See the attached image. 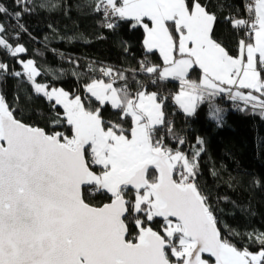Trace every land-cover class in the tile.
<instances>
[{"label": "snow or ice", "instance_id": "snow-or-ice-1", "mask_svg": "<svg viewBox=\"0 0 264 264\" xmlns=\"http://www.w3.org/2000/svg\"><path fill=\"white\" fill-rule=\"evenodd\" d=\"M246 8L250 18L234 19L233 26H248L254 42L241 39L234 57L212 39L216 16L200 0H100L96 5L106 18L143 24L144 45L159 49L163 67L142 62L141 70L158 73L160 82L177 81L173 98L189 115L221 93L264 109V0H251ZM0 46L13 56L25 51L3 38ZM21 63L35 92L54 101V112L57 106L63 109L52 118L53 129L66 125L67 131L23 123L0 95V264H264V232L246 234L259 244L256 252L237 247L222 233L196 183L199 151L190 159L157 138L158 127L165 124L157 92L133 94L126 83L114 86L126 79L123 73L111 82L93 79L85 91L100 107L92 109L79 95L35 83L34 62ZM195 66L201 70L198 81L189 79ZM0 70L7 65L0 63ZM100 71L113 73L111 68ZM107 105L121 113V120L130 118V128L106 122L101 109ZM219 113L210 108L217 121ZM129 187L133 199L126 198ZM85 189L106 192L110 200L91 204ZM157 218L159 230L151 226Z\"/></svg>", "mask_w": 264, "mask_h": 264}, {"label": "trees", "instance_id": "trees-1", "mask_svg": "<svg viewBox=\"0 0 264 264\" xmlns=\"http://www.w3.org/2000/svg\"><path fill=\"white\" fill-rule=\"evenodd\" d=\"M99 2L0 0V7L6 9L0 13V26L4 29L0 38L11 46L21 43L25 48L23 53L13 56L0 46V63L7 65L6 71L0 70V95L23 123L49 132L67 131L66 125L53 129L52 118L63 110L57 106L54 112V101L49 102L35 92L33 83L21 70V61L25 58L34 60L40 71L36 78L39 83L47 87L61 86L70 95L81 96L85 106L92 109L100 105L86 93L83 85L96 78L110 81L100 75L101 65L112 66L117 73H123L126 79L116 80L114 86L121 87L126 83L133 94L146 90L174 95L178 82H160L158 73L149 75L141 70L142 62L148 66L163 65L157 53L145 49L142 27L132 20L120 18L112 28L107 27L108 24L103 22V11L96 10ZM200 2L216 16L212 39L230 55L238 54L243 32L239 26H233V20L244 18L242 0ZM17 12L21 15L17 16ZM252 32L250 29L247 41L251 40ZM89 63H92L91 68ZM15 72L21 75H13ZM191 73L197 75L198 69L194 68ZM154 80H157L155 84ZM172 100L163 98L165 124L158 127L157 138L163 137L166 146L174 151L179 148L190 159L199 151L195 159L198 165L196 183L208 198L222 233L237 247L247 246L250 251H258L259 244L250 242L246 234L264 232V112L259 107L230 111L217 102H201L192 116H186ZM210 108L220 109L219 121L210 115ZM101 111L106 122L114 121L130 128L131 119L121 120V113L110 105ZM179 138H183V144L179 143ZM95 171L99 172L98 167ZM155 174V171L150 172V176ZM84 195L87 202L97 206L110 200V194L106 192L90 193L85 189ZM126 198L133 199L130 190ZM161 223L157 218L151 226L159 230ZM230 231L237 235H231ZM132 232L134 235V228Z\"/></svg>", "mask_w": 264, "mask_h": 264}, {"label": "built area", "instance_id": "built-area-1", "mask_svg": "<svg viewBox=\"0 0 264 264\" xmlns=\"http://www.w3.org/2000/svg\"><path fill=\"white\" fill-rule=\"evenodd\" d=\"M251 2V0H242V5L244 7V18L245 20H248L250 18V16L252 15L251 13H249L247 11V8H246V5L249 4ZM118 20V17H112V16H109V17H105L103 16V22L109 24H115V21ZM239 28L242 30L243 32V39H245L246 41L248 40L247 38L250 36V28L248 26H245V25H241L239 26ZM91 65L92 63H89L88 64V67L91 68ZM101 68H111L113 70V73L111 76H105L103 75V73L100 71V75L101 76H104L106 78H108L110 81H112L114 78H115V75H116V71L115 69L112 67V66H109V65H101ZM100 68V69H101ZM159 96L163 99V98H171L173 99L174 95L171 93H158ZM203 102H206V103H214V102H217L221 107H225L227 106L228 109L230 111H236V110H245L247 108H250L251 110H254L256 108H254L250 103L249 104H245L243 101L239 100V99H236V100H233L229 97V95L227 93H222L220 95H217L216 97H212L211 99H206L204 100ZM262 111L264 112V109H262ZM90 193L91 190H90Z\"/></svg>", "mask_w": 264, "mask_h": 264}, {"label": "crops", "instance_id": "crops-1", "mask_svg": "<svg viewBox=\"0 0 264 264\" xmlns=\"http://www.w3.org/2000/svg\"><path fill=\"white\" fill-rule=\"evenodd\" d=\"M126 19H129V20H132L131 18H126ZM133 22H135L134 20H132ZM143 23H148L149 25H151V22L147 19V18H144V20H143ZM214 23V22H213ZM135 24H136V22H135ZM141 27H142V30H143V33H144V37H143V43H144V39H145V31H144V28H143V24H139ZM210 35H211V33H210ZM251 40L249 41V42H254V32H252V35H251V38H250ZM245 40V39H244ZM144 47H145V49H146V46L144 45ZM147 50V49H146ZM147 51H149V50H147ZM151 51H154L155 53H157L158 54V56L160 57V59H161V62H162V64H163V59H162V57H161V55H160V52H159V49H152ZM238 54H236V55H234V57L235 56H237ZM161 67H163V65L161 66ZM194 68H197L198 69V74L196 75V73H191L190 74V76H189V79H192V80H199V78H200V75H201V70L198 68V66H195ZM97 80H101V79H98V78H96ZM93 79H90V80H88L87 82H86V84H88V83H90L91 81H92ZM169 81H171V80H169ZM173 81H175V80H173ZM107 82H110V81H107ZM177 82V81H176ZM178 84V88H177V90L174 92V95L179 91V83H177ZM236 89H233V91H235ZM240 91H248V90H244V89H240ZM222 94V93H221ZM173 103H174V105L175 106H177V109L182 113V114H184V115H186V116H192L193 114H191V115H189V114H186L184 111H183V109H181L180 107H179V105L175 102V100H174V98H173ZM98 169H99V171H100V168L98 167Z\"/></svg>", "mask_w": 264, "mask_h": 264}, {"label": "rangeland", "instance_id": "rangeland-1", "mask_svg": "<svg viewBox=\"0 0 264 264\" xmlns=\"http://www.w3.org/2000/svg\"><path fill=\"white\" fill-rule=\"evenodd\" d=\"M17 45H19V46H22L23 47V45L20 43V44H17ZM17 45H13L12 47L13 48H15ZM24 48V47H23ZM25 49V48H24ZM21 53H23V52H21ZM16 55H20V53H17ZM28 60H32L33 62H34V60L33 59H29V58H25V59H23L22 61H28ZM22 64V63H21ZM34 66L36 67V65H35V63H34ZM37 68V67H36ZM21 70L24 72V68H23V64H22V68H21ZM38 70V75L40 74V71H39V69H37ZM37 75V76H38ZM37 76L35 77V83H38V84H41V83H39L37 80H36V78H37ZM31 83H32V81H31ZM42 85H45V84H42ZM85 85H87L86 83L83 85V89H85ZM46 86V85H45ZM47 87V86H46ZM49 90H51V88H62L61 86H58V85H54V86H51V87H47ZM63 89V88H62ZM64 90L66 91V92H68L65 88H64ZM40 94H42V93H40ZM43 95V94H42ZM76 96V95H75ZM93 99H95L94 97H92ZM62 108V107H61ZM63 110V109H62ZM253 252H256V251H253Z\"/></svg>", "mask_w": 264, "mask_h": 264}, {"label": "water", "instance_id": "water-1", "mask_svg": "<svg viewBox=\"0 0 264 264\" xmlns=\"http://www.w3.org/2000/svg\"><path fill=\"white\" fill-rule=\"evenodd\" d=\"M26 124V123H25ZM35 126V125H34ZM37 127V126H36ZM152 171H154V170H152ZM128 190H130L132 193H133V190L131 189V187H129V189ZM205 256H207V254H205Z\"/></svg>", "mask_w": 264, "mask_h": 264}]
</instances>
